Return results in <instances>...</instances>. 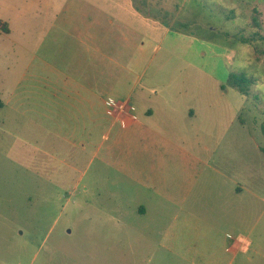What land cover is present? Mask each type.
I'll list each match as a JSON object with an SVG mask.
<instances>
[{
	"label": "rangeland",
	"instance_id": "1",
	"mask_svg": "<svg viewBox=\"0 0 264 264\" xmlns=\"http://www.w3.org/2000/svg\"><path fill=\"white\" fill-rule=\"evenodd\" d=\"M88 28L105 36L100 60L76 37ZM262 36L264 0H0V264H159L147 261L151 221L135 217L148 193L115 156L53 137L60 122L35 96L98 72L113 88L105 99L131 86L139 117L153 106L152 121L192 133L190 149L219 172L186 207L237 208L244 223L224 225L237 236L233 264H264ZM244 76L247 96L232 82ZM237 181L246 190L230 196Z\"/></svg>",
	"mask_w": 264,
	"mask_h": 264
},
{
	"label": "crops",
	"instance_id": "2",
	"mask_svg": "<svg viewBox=\"0 0 264 264\" xmlns=\"http://www.w3.org/2000/svg\"><path fill=\"white\" fill-rule=\"evenodd\" d=\"M90 24L100 26L101 21L93 20ZM87 31L82 30L76 37L94 54L92 58L100 60L105 36L91 33L90 28ZM97 74L93 80L77 82L52 79L35 93L37 100L44 96L39 100L45 109L44 120L60 122L58 129L51 127L52 136L68 144L83 142L84 146L104 151L106 156H115L116 169L129 174L148 193V200L138 205L135 217L144 225L151 221L149 263L173 264L185 260L191 264H233L238 257L237 236L224 225L244 223L240 220L241 212L237 208L229 210L226 203L208 210L186 207L188 201L198 204L203 196L196 189L210 178L207 171L213 174L218 169L190 149L194 146L190 131L186 139L182 136L186 130L180 132L179 139L176 127L152 121L158 113L155 107L148 106L139 117L131 102L133 87L128 88L122 100L105 99L107 90L113 88L110 82H103L100 72ZM110 100L115 105L109 104ZM185 118V124L193 126L197 110L190 109ZM69 122L77 123L81 131L85 128L82 138L78 128H64ZM245 190V184L237 181L229 194L239 197ZM152 202L156 203L153 207Z\"/></svg>",
	"mask_w": 264,
	"mask_h": 264
},
{
	"label": "trees",
	"instance_id": "3",
	"mask_svg": "<svg viewBox=\"0 0 264 264\" xmlns=\"http://www.w3.org/2000/svg\"><path fill=\"white\" fill-rule=\"evenodd\" d=\"M261 40H264V36H262L261 38H260ZM253 42V40H250V42ZM231 80H232V78H231ZM233 84L244 94V95H249V83L251 84L252 83V81L250 80V79H248L247 77H240V78H237V77H234V79H233ZM248 84V85H246V86H244V84ZM2 105H3V103H2V101H1V99H0V107H2ZM262 151L264 152V148L262 149Z\"/></svg>",
	"mask_w": 264,
	"mask_h": 264
},
{
	"label": "built area",
	"instance_id": "4",
	"mask_svg": "<svg viewBox=\"0 0 264 264\" xmlns=\"http://www.w3.org/2000/svg\"><path fill=\"white\" fill-rule=\"evenodd\" d=\"M109 104H111V105H115V102H114L113 100H110V101H109Z\"/></svg>",
	"mask_w": 264,
	"mask_h": 264
}]
</instances>
